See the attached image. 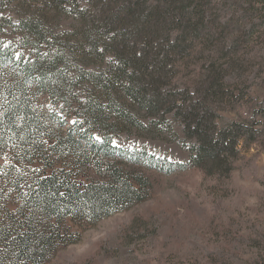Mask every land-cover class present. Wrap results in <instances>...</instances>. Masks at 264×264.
<instances>
[{
  "label": "trees",
  "instance_id": "1",
  "mask_svg": "<svg viewBox=\"0 0 264 264\" xmlns=\"http://www.w3.org/2000/svg\"><path fill=\"white\" fill-rule=\"evenodd\" d=\"M173 122L183 171L230 177L264 150V0H0V264H49L76 240L68 218L146 200L149 153L134 174L113 138L173 140ZM230 246L264 264V232Z\"/></svg>",
  "mask_w": 264,
  "mask_h": 264
},
{
  "label": "rangeland",
  "instance_id": "2",
  "mask_svg": "<svg viewBox=\"0 0 264 264\" xmlns=\"http://www.w3.org/2000/svg\"><path fill=\"white\" fill-rule=\"evenodd\" d=\"M255 93L262 95V90ZM173 131L176 136L169 141L123 132L114 136V145L125 151L117 159L131 172L135 151L149 153L139 158L152 182L149 197L95 223L68 218L76 240L49 264H216L223 250L236 264H248L257 255L255 248L230 245L264 232V150L259 142L250 150L242 147L246 158L238 160L230 177L206 176L198 168L180 170L191 150L180 122H173ZM8 162L0 156V167Z\"/></svg>",
  "mask_w": 264,
  "mask_h": 264
}]
</instances>
